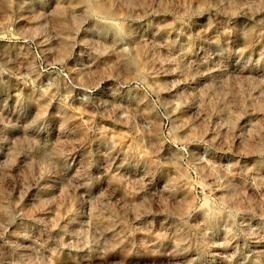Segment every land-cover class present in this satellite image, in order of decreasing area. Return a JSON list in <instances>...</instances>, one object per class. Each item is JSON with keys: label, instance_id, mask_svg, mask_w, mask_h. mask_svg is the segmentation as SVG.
<instances>
[{"label": "rangeland", "instance_id": "374dc122", "mask_svg": "<svg viewBox=\"0 0 264 264\" xmlns=\"http://www.w3.org/2000/svg\"><path fill=\"white\" fill-rule=\"evenodd\" d=\"M0 264H264V0H0Z\"/></svg>", "mask_w": 264, "mask_h": 264}, {"label": "bare ground", "instance_id": "6f19581e", "mask_svg": "<svg viewBox=\"0 0 264 264\" xmlns=\"http://www.w3.org/2000/svg\"><path fill=\"white\" fill-rule=\"evenodd\" d=\"M76 1H77V2H80V1H82V0H76ZM87 1H88V0H87ZM96 8H97L98 10H105L103 5H98Z\"/></svg>", "mask_w": 264, "mask_h": 264}]
</instances>
